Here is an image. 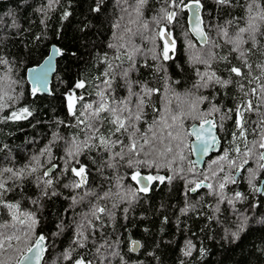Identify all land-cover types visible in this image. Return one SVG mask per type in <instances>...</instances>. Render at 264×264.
Returning a JSON list of instances; mask_svg holds the SVG:
<instances>
[{"label":"trees","instance_id":"trees-1","mask_svg":"<svg viewBox=\"0 0 264 264\" xmlns=\"http://www.w3.org/2000/svg\"><path fill=\"white\" fill-rule=\"evenodd\" d=\"M48 2L49 0H0V59L9 62L12 79L19 82L10 93L16 99L6 100L10 107L0 111V169L5 167L20 169L49 145L52 148V163L59 161L62 165L63 160L59 158L64 156L72 138L84 139V133L76 126V120L68 113L66 93L76 81L85 80L89 85L87 92L93 95L88 97L84 89L77 90V95L85 94L87 99H97L94 95L95 86L100 84V80L103 79L101 74L108 71V64H111L113 65L111 71L115 76L112 85L113 95L116 100L126 97L128 91L120 79V73L128 67L129 62L122 54V50L109 48L108 45H118L130 40V47L135 45L147 53L152 45L147 46V40L141 39L140 36L125 34L123 29L130 27L136 32L140 23L144 21L148 22L149 30L153 29L155 27L153 17L158 16L163 6V0H147L142 9V17L135 24H131L129 20L136 19L135 13L133 12L130 17L123 9L127 7L131 11L135 6V0H127V4L122 0H103L100 12L92 11L100 0H58L53 2L51 7H48ZM201 2L204 5L202 15L205 24L225 25L229 20L241 21L246 14L242 7L245 0H233V7L218 5L216 0ZM42 8L43 11H40ZM65 12L70 13L66 19ZM116 23L121 25L120 29L114 27ZM242 26L243 22L230 26V35L236 27ZM120 35H125V41L118 39ZM145 35H148V32H145ZM174 35L177 38V59L175 62H168L166 75L155 70V62L152 61L150 54H138L134 57L138 71L131 73V78L161 89L158 94L151 97V105L144 109V119L149 124L159 119L152 111L153 107L161 109L163 115L166 101L171 100L173 107L178 103L171 94L172 91L183 94L196 83V77L186 58L189 55L187 41L189 39L193 43L197 41L192 35L184 37L179 28L174 30ZM210 35L216 39L214 31H211ZM217 42L223 44L222 40L218 39ZM257 42L259 50H254V54L248 57V62L253 65V75L259 72L255 65L264 63V55H261V52H264V37L258 36ZM52 43L57 44L63 55L56 59L50 93L32 96L26 79V69L39 63L47 55ZM199 49L200 45L197 43V50ZM216 51L229 55L232 63L239 66L240 62L235 59L236 54H229L227 45ZM105 54L108 57L107 63L104 62ZM117 55L121 60L115 59ZM146 63L148 66H145ZM181 67L183 71L180 70ZM213 67L223 68L224 65L214 64ZM4 72H7V67L0 65V76ZM218 75L227 78V73L218 72ZM167 77H171L172 82L167 81ZM174 81L180 83L175 84ZM166 88L169 90L166 91ZM194 96L209 97V101L199 107L202 111L210 109L213 105L219 108L221 111L213 114L215 120L219 122L229 108H235L240 102L242 94L235 84H230L227 87L212 85L206 89L201 88L194 92ZM23 107L32 112L27 119L19 121L5 119L12 111H18ZM229 115H232L233 119H225L223 128H217L221 139L220 151L209 156L203 167L195 165L197 174L187 172L191 154L186 153L188 159L182 165L185 168L183 174H177L178 166H181L179 161L174 165L175 171L161 168L159 174L173 176L172 181L157 184L148 193L138 194L136 199H132L130 193L125 196L129 188L136 187L128 178L129 170L122 165L107 167L111 152L92 149L80 157L81 162L88 164L90 168L88 187L101 193H111L107 200L99 202V206L108 209L109 215L102 217L103 227L97 225L99 230L94 236L95 245L90 242L87 248L89 258L94 260V264H117L118 258L109 256L112 249H108L107 246L101 249L99 256H96L95 247L104 244L105 241L114 246L118 244L115 250L120 252L127 264H264V223L257 222L264 217V206L250 207L252 203L264 201V194L250 190L246 172L241 173L236 184H229L225 189L228 198L236 191L245 194V200L236 201L233 205L218 204V197L212 195V190L204 186L194 193L188 191L189 187L194 186L188 183L190 180H203L204 177L200 173L210 174L218 167L212 165L209 168V165L213 159L227 150L229 139L236 131L234 114ZM246 119L257 122L259 116L249 113ZM191 123L186 122V127ZM146 127L147 125L142 123L141 131ZM247 127L250 130L252 124ZM54 134L58 139L53 143ZM124 142L129 141L125 139ZM115 151H119V146ZM41 160L46 168L47 157H41ZM248 167H256L255 159L249 162ZM43 170L41 169V172ZM41 172L17 181L20 187L7 193L4 199L8 202H19L21 212L36 213L40 221L37 234L43 232L49 237L42 264H67L60 257L69 247L74 229L66 227L60 236H52L51 233L57 231L56 225L61 219L66 225L71 224L74 218L79 219L82 213L87 212L90 205H77L74 210L65 214L64 210L70 204L66 197L72 193L63 188L62 184L70 182V175L62 177L61 170H54L51 178L54 181L60 180L55 189L60 195L45 198L41 196L43 186L37 187V177ZM227 173L228 169L225 166L224 174ZM263 177L264 173H261L259 178ZM207 182L213 185L217 183L211 177ZM36 199H40L42 207L41 204L32 203ZM92 202L96 203L95 200ZM217 207L219 211H216ZM184 208L189 210L182 212L181 209ZM240 215L252 218L250 226L240 234L239 239H232L229 233L236 230L235 225ZM12 223L11 214L0 207V224L7 225L0 228V233L4 236L12 235L14 232L19 234L23 226L16 224L13 228ZM2 238L3 236H0V239ZM132 238L140 241V248L137 251L130 248ZM189 240L195 248L191 256H185L184 251ZM12 243L13 248H8L5 243L4 248L0 249V260L6 264H14L21 250L31 245V242L24 241L19 244L15 241ZM77 251L83 253L86 250Z\"/></svg>","mask_w":264,"mask_h":264},{"label":"snow or ice","instance_id":"snow-or-ice-1","mask_svg":"<svg viewBox=\"0 0 264 264\" xmlns=\"http://www.w3.org/2000/svg\"><path fill=\"white\" fill-rule=\"evenodd\" d=\"M53 2H58V0H49L48 7H51ZM102 2L103 0H100L92 11L100 12ZM122 2L127 4V0H122ZM216 2L218 5L226 7L234 6L233 0H216ZM146 3L147 0H135V6L131 8V11L127 7L123 9L130 17L133 12L135 13L136 19H130L129 23L135 24L142 17V9ZM242 7L246 14L241 21L229 20L225 25L213 26L205 24L202 15L204 5L201 0H163V6L160 8L158 16L153 17L155 25L153 29L149 30V24L146 21L140 23L136 32H133L130 27H125L123 29L125 34L140 36L141 39H146L152 45L147 53L135 45L130 47V40L118 45H108L109 48L122 50V54L129 62L128 67L120 73V79L124 82L128 95L120 100L115 99L112 87L115 76L112 74L113 65L111 64H108L109 70L101 74L103 79L100 80V84L95 86L94 95L97 99H87L85 94L77 95V90L80 89H84L88 97L93 94L87 92L89 85L85 80L76 81L66 93V105L69 115L76 120V126L84 133V139L72 138L69 146L65 149L64 156L59 158L63 160V164L61 165L59 161L52 163V148L49 145L20 169L12 167L0 169V207L11 214L13 228L16 224L23 226L19 230V234L14 232L12 235L4 236L0 233V236H3L0 239V249L4 248L5 243L8 248H13V241L17 244L21 241L31 242L30 246L21 250L16 264H41L43 254L47 251L46 242L49 237L43 232L37 234L40 221L36 213L21 212L19 202H8L4 197L7 193L20 187L17 181L41 172V169L44 170L37 177V187L43 186L41 196L45 198L58 196L60 193L55 189L60 180L54 181L51 174L54 170H61L62 177L69 175L71 177L70 182L62 184L63 188L72 193L66 197L70 200V204L64 210L65 214L74 210L77 205L85 204L90 207L87 212L79 216V219L74 218L71 224L66 225L61 219L60 223L56 225L57 231L51 235L60 236L66 227L73 228L71 243L61 254L60 259L67 264H94V260L89 258L87 248L90 242L95 245L94 236L99 230L97 225L103 227L102 217L109 215L108 209L99 206V202L107 200L111 193H101L88 187L90 168L88 164L81 162L80 157L92 149L111 152L107 167L122 165L129 170L128 178L135 183L136 187L129 188L125 196L130 193L132 199H136L138 194L148 193L155 185L172 181L173 176L159 174L161 168L175 171L174 165H177V161H179L181 166H178L177 174H183L185 168L182 165L188 159L186 153L206 155L210 150L217 148L219 138L215 130L218 127L223 128L225 119H233L229 113L234 114L235 117L236 131L232 133L231 141L233 146L211 161L209 168L212 165H218L215 170H212L210 174L200 173L204 177L203 180H190L188 183L194 186L189 187L188 191L194 193L198 188L204 186L212 190V195L218 197V204L233 205L236 201L245 200L246 196L244 193L236 191L231 198H228L225 189L229 184H236L241 173L246 172L250 190L254 193L264 194V179L259 178L260 174L264 173V111H262L264 109V63L255 65L259 72L253 75V65L248 62V57L254 54V50H259L257 49V37H264V0H245ZM40 11H43V8ZM68 15L70 13L65 12L64 18L66 19ZM241 22L244 26L236 27L230 35L229 27L234 24L239 25ZM114 27L120 29L121 25L116 23ZM177 28L181 30L184 37L195 36L200 45V49L197 50V43H193L191 39L187 41L189 55L186 60L196 77V83L186 93L180 94L172 91L171 94L178 103L173 107L171 100L166 101L163 115H161V109L153 107L152 111L157 114L159 119L153 120L149 124L144 119V109L151 105V97L158 94L161 89L150 87L147 82L141 83L139 80L131 78V73L138 71L134 57L138 54H150L152 61L155 62V70L166 75L168 62H175L177 59V38L174 35V30ZM211 31L215 32L216 39L210 35ZM145 32H148V35H145ZM118 39L125 41V35H120ZM218 39L222 40L223 44L218 43ZM224 45L228 46L229 54H236L235 59L240 62L239 66L232 63L229 55L219 54L216 51ZM245 45H249V47H245ZM52 55H63V52L53 45ZM261 55H264V52H261ZM115 59L121 60V57L117 55ZM51 62L50 56L47 65L41 66L39 71L29 70L35 73L32 79V96L45 90L46 69L51 66ZM104 62H108L106 54ZM214 64H223L224 67L214 68ZM0 65L7 67V72L0 76V81H7L8 89H12V86L19 82L12 79V68L7 60L0 59ZM119 66L117 65V67ZM145 66H148L147 63ZM180 70L183 71V68L181 67ZM218 72L227 73V78L218 75ZM234 77L238 79H234ZM167 81L172 82L171 77H167ZM174 83L179 84L180 81H174ZM230 84H235L239 88L242 94L240 102L236 104L235 108H229L217 122L210 117L221 110L213 105L210 109L202 111L199 105L209 101V97L194 96V92L212 85L227 87ZM134 89H138V91ZM12 90L14 91V89ZM168 90L166 88V91ZM15 99L16 97L10 95L9 91L0 86V111L10 107L6 100L14 101ZM249 113L257 114L259 120L252 122L246 119ZM31 115L32 112L27 107H23L18 111H12L5 119L19 121L27 119ZM189 121L192 123L190 127H186V122ZM142 123L147 125L144 131H141ZM249 124H252L250 130L247 127ZM250 134L254 137L252 140L248 138ZM189 137H195V139L189 141ZM56 139L58 137L54 134L53 143ZM125 139L129 142L125 143ZM117 146H119V151H115ZM45 156L47 157V168L41 160V157ZM253 159H255L256 167H248L249 162ZM112 161L116 163H112ZM92 163L94 164L95 161ZM195 164V161H189V166L186 169L188 173L197 174ZM225 166L228 169L227 174H224ZM210 177L217 181L215 185L205 183ZM93 200L96 203H93ZM32 203L34 205L41 204V201L36 199ZM258 206H264V201L250 204L251 208ZM188 210V208L181 209L182 212ZM216 211H219V207L216 208ZM251 219L249 216L240 215L235 225L236 230L230 232L229 236L232 239H239L240 234L249 228ZM257 222L264 223V217ZM3 227H7V225L0 224V228ZM105 246L112 249L109 256L118 258L117 264H127L120 252L115 250L118 244L114 246L107 241L95 247L96 256L100 255L101 249ZM137 246L138 242H134L132 250L134 251ZM194 248L195 245L189 240L184 255L191 256ZM78 249L86 251L79 253ZM201 251L203 252V250ZM107 258L105 257V259ZM0 264H6V262L0 260Z\"/></svg>","mask_w":264,"mask_h":264},{"label":"water","instance_id":"water-1","mask_svg":"<svg viewBox=\"0 0 264 264\" xmlns=\"http://www.w3.org/2000/svg\"><path fill=\"white\" fill-rule=\"evenodd\" d=\"M189 15H190V12L188 13ZM193 36V35H192ZM194 38H195V40L197 41V38L195 37V36H193ZM53 45H55L57 48H59L58 46H57V44H55V43H52L51 45H50V48H49V51H48V53H47V55H45L44 57H43V59L39 62V63H37V64H34V65H31V66H29V67H27V69H26V79H27V81H28V83H29V86H30V89L32 88V79H33V76H34V72H30L29 70L30 69H35L36 71H39L40 70V67L41 66H45V65H47V61H48V58L51 56V59H52V62H51V66L50 67H48L47 69H46V71H47V83H46V86H45V90H42L41 92H39V93H50V82H51V79H52V76H53V74H54V72H55V69H56V59H57V57L59 56V55H52V53H53ZM210 118H213V119H215V116H213V117H210ZM197 124L199 123L198 121L196 122ZM191 125V124H190ZM190 125L188 126V127H190ZM215 132H216V135H217V137L219 138V145L217 146V148H215V149H213V150H210L209 152H208V154H206V155H204V154H200V153H191V161H195L196 162V166L197 167H203V165H204V162H205V160L209 157V156H211L212 154H215V153H218L219 151H220V149H221V139H220V136H219V133H218V129H216L215 130ZM195 139V137H191L190 138V141H193ZM48 167V166H47ZM46 167V168H47ZM262 179H264V177L262 178ZM205 183H208L207 181H205ZM134 242H138V246L135 248V250L134 251H137L139 248H140V241H139V239H136V238H132L131 240H130V248H131V250L133 249V246H134ZM133 251V250H132ZM45 253V252H44ZM19 257H20V255H19ZM19 257H18V259H19ZM43 257H44V254H43ZM17 259V260H18ZM16 260V261H17ZM42 262H43V259H42V261H41V264H42ZM14 264H16V262L14 263Z\"/></svg>","mask_w":264,"mask_h":264},{"label":"rangeland","instance_id":"rangeland-1","mask_svg":"<svg viewBox=\"0 0 264 264\" xmlns=\"http://www.w3.org/2000/svg\"><path fill=\"white\" fill-rule=\"evenodd\" d=\"M148 45H150V43H149V41H147V46ZM5 74V72L4 73H2V75H4ZM1 75V76H2ZM0 86H2V87H4L5 88V90H7V91H9V94L13 91L12 89H14L15 88V85H13L12 86V89H8V87H7V81H0ZM249 140H252L254 137L250 134L249 135ZM231 141H232V137L229 139V146L227 147V150H229L233 145L231 144Z\"/></svg>","mask_w":264,"mask_h":264}]
</instances>
